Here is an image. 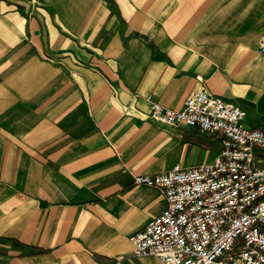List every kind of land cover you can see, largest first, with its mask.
<instances>
[{
    "label": "crops",
    "instance_id": "0c3cea01",
    "mask_svg": "<svg viewBox=\"0 0 264 264\" xmlns=\"http://www.w3.org/2000/svg\"><path fill=\"white\" fill-rule=\"evenodd\" d=\"M264 0H0V264H165L128 236L165 201L136 173L219 143L150 120L202 88L264 127Z\"/></svg>",
    "mask_w": 264,
    "mask_h": 264
},
{
    "label": "built area",
    "instance_id": "2783aa9c",
    "mask_svg": "<svg viewBox=\"0 0 264 264\" xmlns=\"http://www.w3.org/2000/svg\"><path fill=\"white\" fill-rule=\"evenodd\" d=\"M256 48L264 53V40ZM243 115L202 88L189 91L177 108L150 102V120L214 133L219 147L208 162L132 176L165 201L129 234L134 255L165 264H264V127L245 124Z\"/></svg>",
    "mask_w": 264,
    "mask_h": 264
}]
</instances>
